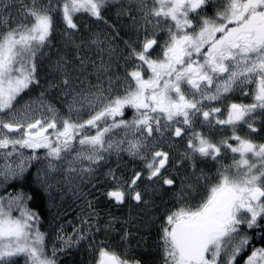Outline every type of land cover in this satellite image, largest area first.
Listing matches in <instances>:
<instances>
[{
	"label": "snow or ice",
	"instance_id": "1",
	"mask_svg": "<svg viewBox=\"0 0 264 264\" xmlns=\"http://www.w3.org/2000/svg\"><path fill=\"white\" fill-rule=\"evenodd\" d=\"M113 5L117 22L108 24ZM85 14L108 31L81 34ZM120 59L133 62L123 78ZM237 93L250 102L232 101ZM57 94L64 111L49 100ZM165 133L187 141L178 161L160 149ZM256 135L264 136V0H135L127 8L116 0H0V150L5 161L18 157L0 166V264H61L81 249L98 250L97 264H155L147 236L143 261L94 241L117 223L147 230L157 220L121 222L101 215L106 204L150 213L165 194L176 202L159 218L165 264H264V142ZM122 152L144 169L129 177L100 171ZM228 154L232 163H220ZM209 160L219 165L215 175L202 167ZM177 163L190 175L178 179ZM69 194L81 202L71 235L60 223ZM45 212L51 233L40 230Z\"/></svg>",
	"mask_w": 264,
	"mask_h": 264
},
{
	"label": "rangeland",
	"instance_id": "2",
	"mask_svg": "<svg viewBox=\"0 0 264 264\" xmlns=\"http://www.w3.org/2000/svg\"><path fill=\"white\" fill-rule=\"evenodd\" d=\"M121 0H116V2H119ZM146 2L151 5L154 0H146ZM133 5L134 7V4H135V0H131L128 4H124V6L127 8L129 5ZM113 7V6H112ZM110 7V9L112 8ZM115 7V6H114ZM116 13H117V8L115 7V9L112 11V16L115 17L114 20L112 22H117V16H116ZM110 15V18H113L112 16ZM105 19H108L109 16H104ZM79 19V22L86 25V27L82 30V33L81 34H87L89 32V30L93 31V32H100V33H104V32H107L108 31V28H107V25L103 22H97L95 21L93 18H91L90 16L88 15H81L78 17ZM107 21H111V19H108ZM120 24H121V27H122V31L120 33V35L122 37H124V40H127L129 37L128 35H126L125 33L128 31L127 29V18L126 17H121L120 18ZM163 32V31H161ZM160 32V33H161ZM166 37V35L162 34L160 36L159 34V38H161V43H162V39H164ZM126 38V39H125ZM141 38H142V34H141ZM116 43L119 45V48L121 51L124 50V44L117 40ZM132 61L131 60H128L127 63L125 62L124 59H120L119 60V67L117 69L118 71V74L121 78H123L125 75H126V72H129L132 70ZM93 79V82H94V78ZM34 98L33 96H30V98H26L23 96L22 99H20L19 103L22 105L24 104L25 102H27L28 100ZM49 100L50 102L56 104V106L58 108L61 109V111H64V108L66 107L65 105H63L62 103V98L57 94V95H50L49 96ZM118 132V135L115 137V138H120V136L123 135L122 132H120V130H117ZM162 143V140H160V145ZM4 150H1L0 151V166H3L4 163L8 162V163H14V162H18V157L17 156H12L10 157L7 161H5L2 153H3ZM24 151V154L27 156L29 154H31L30 151H28L27 149L23 150ZM41 154H43V150H41ZM232 162H227L225 163L226 165H230ZM145 165H144V162L139 160V159H133L131 157H129L126 153L122 152L119 156V158H117V156L113 155L111 156L106 165L100 170L101 172H104L106 173L108 171L109 168H112L114 169L118 174L122 173L125 177H129L131 176L133 170H141V169H144ZM202 167L204 168V170L206 169L207 167V164H203ZM186 171L188 172L185 176H188L190 175V171L191 169L190 168H183V171ZM208 173V172H206ZM101 180V182L104 181V178L103 176L100 175V173L97 174ZM212 175H215V174H212ZM184 177H178L179 179H182ZM2 193V192H0ZM166 194L163 196V200H160V199H156V206L153 207L151 209V215H155L157 217V220L156 221H152L150 223V227L155 224L158 225L159 221H160V217L162 216V211H158L160 209H163L165 207V204H166ZM81 202L80 201H74V199L72 198V196L69 194L66 198H65V201L63 203V207L67 209V213L66 215L64 216V218L60 221L61 224H63L64 228H65V231L68 235H71L72 231H73V228L74 227H78L79 226V219H78V214L80 212V205ZM124 207L130 209L132 211V214L137 222H139V219L141 216L144 217V215L146 214L147 216L149 215L148 214V209H141V208H137L135 207L134 205H124ZM124 207H117V209H113V211H115V215L113 217H117V216H120L118 215V212H123ZM154 211V212H153ZM145 212V214H144ZM145 215V216H146ZM103 216V214H102ZM110 218V217H109ZM118 218V217H117ZM145 220H150V216L149 217H144ZM121 221V219H119ZM70 222V223H69ZM129 227H134L136 229V232L138 233H143V231L145 230L143 228V226L141 225L138 229L137 227V224H130ZM160 227V225H159ZM121 228H124L123 225H121L120 223H117L115 224L114 226V230H112L107 236L108 237H116V235H118L120 232H121ZM148 228V229H149ZM147 229V230H148ZM138 230V231H137ZM103 236L102 233H98L97 236H96V240L94 241V243H100V242H103V244H105L106 242L103 241L105 240L104 237H101ZM131 237L133 238V236L129 233V237H128V241L131 239ZM56 242L55 241V237L54 235L51 236V238H49L48 240V248L49 250H51V247H52V243ZM109 244V243H107ZM78 254V255H77ZM79 254L81 256L85 255V254H91L90 259L92 260V264H95L96 262V258L97 256L99 255L98 253V250H93L92 252H87V251H84L83 249H81L79 252H76L74 254V256H79ZM99 258V257H98ZM91 260H90V263H91Z\"/></svg>",
	"mask_w": 264,
	"mask_h": 264
},
{
	"label": "flooded vegetation",
	"instance_id": "3",
	"mask_svg": "<svg viewBox=\"0 0 264 264\" xmlns=\"http://www.w3.org/2000/svg\"><path fill=\"white\" fill-rule=\"evenodd\" d=\"M124 1L127 4L131 0H121L120 2L123 3ZM217 2L218 3H224L225 0H217ZM110 13H111L110 11H106L104 13V16H107V17L109 16L108 19H111V21H107V22H108V24L109 23L113 24L115 22H112V21L114 20L115 17L110 18ZM108 19H105V20H108ZM159 34H160V36L162 34L165 35V32H161ZM231 99L234 102H243V103L250 102V97H245L243 95H240L239 93H237L236 95H234ZM130 115H132V111L130 109L129 110H126V112H125V118L128 119ZM256 126L258 128L261 127V120L260 119H257ZM197 131L208 132L209 130H208L207 126H204V127H198L197 128ZM241 132L242 133H246L247 132V129L246 128H243V129H241ZM220 136H221V133L219 131L213 130V138L214 139H219ZM255 139L258 142H264V136H262V135H256L255 136ZM186 143H187L186 140H182L180 138H175V137H170L168 133H165V136L162 139V143L160 145V149L161 150H164V151H168L171 160H177L178 161L179 155L185 151ZM227 162H232V156H231V154H228L225 157L224 160L220 161V163H223V164H225ZM203 164L204 165L207 164V167L205 169V172H208L209 175L215 174L216 173V170H217V168L219 166L216 161H211V160H209V161H207V162H205ZM171 171H173L174 173H177L178 172L179 173V175H178L179 178L180 177H184V175H186L188 173L185 170L183 171V169L180 168V166H179L178 163L171 169ZM190 173H191V171H190ZM166 195H167L166 196L167 200L165 201L166 204H165L164 210L166 208H168V207H173V205L176 203L172 199V197H171L170 194H166ZM121 206L123 207L124 205H121ZM159 223H161V221ZM152 233H153V231H151V232H144V234L142 236H147L148 237V240L154 241V243H156V246L160 247V251H161L160 258L158 260H156V263L155 264H165L163 248H162L161 244L159 243L160 229H158L157 232H155L153 234ZM132 236H134L136 238V240H138L139 242H141L140 241L141 233L136 232V233H133ZM131 239H132V237H131ZM103 241H105L106 243L105 244H102V246H104V247L110 246V250L111 251H114L118 255H120L122 259H126V260H129V261H133V260L143 261L142 260V257H144L145 254H147L146 252H144L145 249L141 250L140 252H137L135 250H132L129 246L123 245V241L124 240H121V236L117 240H112V241L103 240ZM107 243H109V244H107ZM254 243H255V241H254ZM257 246H259V245L257 244ZM125 248H127L128 251H126ZM98 257H99V255L96 258L95 264H97ZM245 258H246V254H245Z\"/></svg>",
	"mask_w": 264,
	"mask_h": 264
},
{
	"label": "trees",
	"instance_id": "4",
	"mask_svg": "<svg viewBox=\"0 0 264 264\" xmlns=\"http://www.w3.org/2000/svg\"><path fill=\"white\" fill-rule=\"evenodd\" d=\"M15 2H16V4H17V6H19V4L20 3H24V4H28V3H30L31 2V0H15ZM40 2H42V3H47V0H40ZM118 3H121L120 1L118 2ZM123 4H126V2L124 1L123 2ZM128 4V3H127ZM115 5H113V7L110 9H108L107 11H110L111 13H110V15L112 14V11L115 9V7H114ZM117 8V7H116ZM18 11V7H17V9H13V13L15 14L16 12ZM112 16V15H111ZM113 17V16H112ZM109 24H111V23H109ZM122 37V36H121ZM57 39H59V37L57 38ZM123 39H124V37H123ZM126 39V38H125ZM54 43H55V41H54ZM36 95H38V92L37 91H33V92H31L30 94H25L24 95V97H26V98H30V96H33V97H35ZM132 118V115H130L129 116V120ZM28 151H30L31 152V150H29V149H27ZM1 151V150H0ZM18 191L19 189L17 188V189H12V188H10L9 189V191ZM0 195H6V193H0ZM117 207H121V206H114V205H110V204H106L105 206H104V211H102V213H101V215L103 214V215H106L107 213H110L111 214V216H114L115 215V211H113V209H117ZM124 207V206H123ZM124 209L125 210H123V212H122V210H121V212H118V215H120V216H117L119 219H121V222H123L124 220H127L128 218H129V216L131 215V216H133V214H132V211L130 210V209H128V208H126V207H124ZM159 212L160 211H162V215H163V212H164V208L163 209H160V210H158ZM148 212V216L145 214V212H144V214L146 215H144V217H149V216H151V212L149 213V210L147 211ZM154 212V211H153ZM160 222V221H159ZM121 225H123V223H120ZM159 224L160 223H158V225L157 224H155L154 223V225L153 226H151V228H149L148 230H144L143 231V233H141V236L144 234V232H151V231H153V233H155V232H157L158 231V229H160V227H159ZM130 225V224H129ZM122 230H121V232L122 231H127V232H129V233H131V235L133 234V233H136V229L134 228V227H127V228H121ZM40 230L42 231V232H46V233H51V229H50V226H49V222H48V216H47V213L45 212V214H44V223L41 225V227H40ZM138 231V230H137ZM121 232L119 233V235H116V237H108V236H105L104 234H103V236H101V237H104V239L105 240H107V241H112V240H117L120 236H121ZM152 233V234H153ZM51 236L52 235H49V238H51ZM148 242H149V248H150V252H151V255L150 256H148V254H145V256L144 257H142V260H144L145 258H146V256H148V258L149 259H152V260H154L155 261V263H156V260H158L159 258H160V253H161V251H160V247H158V246H156V243H154V241H150V240H148ZM129 244V245H128ZM123 245H127V246H129L132 250H135V251H137V252H140L141 250H143V249H145L144 248V245H143V243L142 242H139L138 240H136V238L133 236V238L131 239V240H129L128 241V239L127 240H124L123 241ZM125 250L126 251H128L127 250V248H125ZM144 252H145V250H144ZM75 254V253H74ZM74 254L73 255H71V256H67V257H64L62 260H61V264H67V262H69V261H75V264H80V262H81V260H83V262H84V264H92V260L90 259V257L89 256H91V254H85V255H83V256H81L80 254H79V256H74ZM78 255V254H77ZM90 260H91V263H90Z\"/></svg>",
	"mask_w": 264,
	"mask_h": 264
}]
</instances>
